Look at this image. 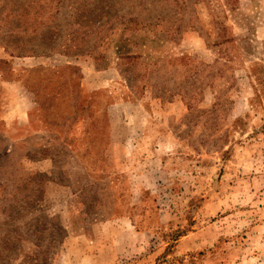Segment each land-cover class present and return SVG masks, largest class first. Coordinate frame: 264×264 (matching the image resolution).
Listing matches in <instances>:
<instances>
[{"label":"rangeland","instance_id":"1","mask_svg":"<svg viewBox=\"0 0 264 264\" xmlns=\"http://www.w3.org/2000/svg\"><path fill=\"white\" fill-rule=\"evenodd\" d=\"M0 264H264V0H0Z\"/></svg>","mask_w":264,"mask_h":264},{"label":"trees","instance_id":"2","mask_svg":"<svg viewBox=\"0 0 264 264\" xmlns=\"http://www.w3.org/2000/svg\"><path fill=\"white\" fill-rule=\"evenodd\" d=\"M134 21H135V20H131V21H129V23H128L127 26H128L129 28H131L130 23H131V22L134 23ZM143 23H144V22H141V21L138 22V21H137V24H136L135 26H136V27H139V26H144V27H146L147 25H151V24L153 25V23H149V24H143ZM131 29H132V28H131ZM126 58H129V56H127ZM130 58H132V57H130Z\"/></svg>","mask_w":264,"mask_h":264}]
</instances>
